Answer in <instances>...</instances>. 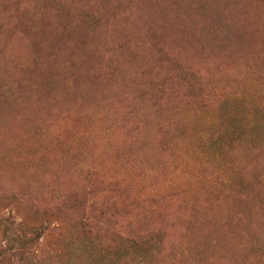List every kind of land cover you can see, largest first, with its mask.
Listing matches in <instances>:
<instances>
[{
	"label": "rangeland",
	"instance_id": "rangeland-1",
	"mask_svg": "<svg viewBox=\"0 0 264 264\" xmlns=\"http://www.w3.org/2000/svg\"><path fill=\"white\" fill-rule=\"evenodd\" d=\"M0 264H264V0H0Z\"/></svg>",
	"mask_w": 264,
	"mask_h": 264
},
{
	"label": "trees",
	"instance_id": "trees-1",
	"mask_svg": "<svg viewBox=\"0 0 264 264\" xmlns=\"http://www.w3.org/2000/svg\"><path fill=\"white\" fill-rule=\"evenodd\" d=\"M38 231H39V229H35V230H34V232H38Z\"/></svg>",
	"mask_w": 264,
	"mask_h": 264
}]
</instances>
